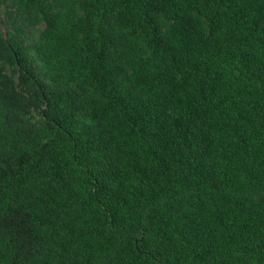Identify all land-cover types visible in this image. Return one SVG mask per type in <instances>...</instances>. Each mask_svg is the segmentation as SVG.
<instances>
[{"label":"trees","instance_id":"trees-1","mask_svg":"<svg viewBox=\"0 0 264 264\" xmlns=\"http://www.w3.org/2000/svg\"><path fill=\"white\" fill-rule=\"evenodd\" d=\"M0 264H264V0H0Z\"/></svg>","mask_w":264,"mask_h":264}]
</instances>
